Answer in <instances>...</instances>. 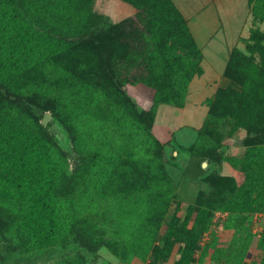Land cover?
<instances>
[{
	"label": "rangeland",
	"instance_id": "374dc122",
	"mask_svg": "<svg viewBox=\"0 0 264 264\" xmlns=\"http://www.w3.org/2000/svg\"><path fill=\"white\" fill-rule=\"evenodd\" d=\"M91 1L79 6L94 14L85 30L59 36L21 0H0V264H131L137 259L150 264L155 245L164 248L176 238L171 226L189 221L192 228L200 209L189 204L188 191L178 188L186 176L193 177L192 170L187 174L186 162L182 167L173 149L155 142V105L119 80L128 72L147 73L133 70L129 61H142L147 43L139 25L149 27L148 19L133 18L139 10L129 3L137 13L113 23L104 13L119 8L120 0ZM175 2L201 8L193 27H203L204 36L220 30L214 4L219 5L225 23L235 28L234 37L226 32L233 52L253 49L252 30L264 31V23L253 19L250 0ZM49 38L59 48L48 49L44 40ZM120 93L134 112L122 110L112 97ZM91 96L99 102L93 103ZM200 109L189 106L178 122L195 118ZM177 135L182 144L187 142L182 131ZM244 135L237 146L245 153L250 146L264 149V127L253 125ZM201 162L197 178L203 174ZM233 164L237 177L227 189L202 190L201 205L211 215L202 217L197 230L203 234L194 264L264 259L259 244L264 209L228 210V201L247 178L245 164ZM159 168L167 173L159 187L170 191L172 203L165 215L159 211L149 218L159 190L153 175ZM205 221L211 224L202 231ZM183 248L174 241L169 258L155 264H175Z\"/></svg>",
	"mask_w": 264,
	"mask_h": 264
},
{
	"label": "trees",
	"instance_id": "16d2710c",
	"mask_svg": "<svg viewBox=\"0 0 264 264\" xmlns=\"http://www.w3.org/2000/svg\"><path fill=\"white\" fill-rule=\"evenodd\" d=\"M26 10L41 21L51 34L70 36L80 34L88 26L94 17L91 8L84 11L79 7L86 0H21ZM134 5L138 10L133 18L140 20L146 17L149 27L139 25L142 28V36L147 43L141 62L136 58L130 60L132 69H144L147 73L130 74L126 77L119 76L122 85L128 88L138 89V94L144 101L155 105L151 132L155 142L163 147L165 145L154 133V122L157 106L159 104H174L183 107L187 98L189 85L196 75L202 74V52L195 41L182 12L174 4L173 0H123ZM91 3V0H88ZM253 19L256 23H264V0H250ZM0 5V10H2ZM179 18V23L173 16ZM145 26V27H144ZM148 31V33H146ZM48 49L59 48L56 40L49 38L44 40ZM248 52L234 51L226 68V76L231 80V85L220 89L216 96L210 100L209 119L201 131L199 142L191 151L193 156L200 160L210 159L215 162L226 160L235 168L233 162H243L247 172L245 182L240 185L234 196L228 201V210L239 213H254L264 209V149L247 147L243 159L224 157L217 150L226 134L233 135L240 128L249 133L253 125L264 127V31L254 28L250 35ZM184 54V55H183ZM260 56V57H259ZM260 58V59H259ZM260 60V61H259ZM131 65V64H130ZM1 78V77H0ZM13 82L15 80L13 79ZM121 109L134 112L126 103L123 94L112 96ZM93 103L99 102L96 96H91ZM82 148L81 143H77ZM259 153V155H258ZM253 164H255L253 166ZM167 178L165 170L159 168L153 175V181L162 185ZM211 185V190L217 192L227 189V185L234 182V178H222L212 174L206 178ZM213 190V191H216ZM200 194L197 216L192 228L189 221L177 228L172 225L176 238L164 248L155 245L152 252L155 264L160 260L165 261L172 253L173 242L184 244L179 260L175 264H194L199 249L200 236L197 233L202 217L211 215L210 209L201 205ZM153 202L149 218H153L159 211L165 215L172 203L170 191L160 189L153 194ZM195 206V205H193ZM209 220V219H208ZM202 231L209 228L211 221L203 222ZM264 250V233L259 241ZM165 253V257L159 255ZM126 264V263H123ZM216 264V263H215ZM264 264V259L260 263Z\"/></svg>",
	"mask_w": 264,
	"mask_h": 264
},
{
	"label": "crops",
	"instance_id": "0c3cea01",
	"mask_svg": "<svg viewBox=\"0 0 264 264\" xmlns=\"http://www.w3.org/2000/svg\"><path fill=\"white\" fill-rule=\"evenodd\" d=\"M105 1L107 3H115L114 0ZM118 5L119 8L107 9V12L104 13L105 16H109L112 19L113 23H119L125 18L134 16L137 13V9L127 2L120 0ZM214 5L221 21L220 30L215 34L204 36L205 30L203 27H193V22H195V26L198 24L197 17L200 14L201 8L193 9V6H188L184 3L177 4L179 10L187 20L193 37L202 52L203 58L201 67L203 72L202 74L196 75L191 81L185 105L183 107H178L174 104H159L157 106L154 122V133L156 136L166 148L175 151L179 165L182 167L186 165L187 169L184 167V170H186L187 174L189 169L192 170L191 173H194L192 178L186 176L182 179L178 188L190 193L191 198L188 199V202L195 206L199 205L200 194L202 190H205L204 187L207 186L211 189L210 183L206 180L207 177L212 174H216L222 178L235 179L237 177V170L226 160L215 162L210 159H205L204 161L201 160L203 174L197 178L196 176L200 174V166L198 167V161H200V159L193 156L191 151L192 147L199 142L201 131L209 119L210 100L216 96L220 89L227 88L231 85V80L226 76L225 72L231 54L233 53V48L229 50L227 47L230 45L231 37L226 32L230 31V34L234 37L235 28L231 24H229V26L225 23L226 20L225 17H223L224 10L221 9L219 5H216V3ZM189 106L201 109L195 118L190 117L187 121L178 122L182 118L181 116L188 112ZM181 131L185 134L182 135V137L187 141L184 144L180 142V139H178L179 135H177V132ZM244 139L245 135L243 128L237 130L233 135L226 134L217 152L223 154L224 157L241 158L245 155V149L237 146V143H242ZM184 162H186L185 165ZM131 264L144 263L137 259Z\"/></svg>",
	"mask_w": 264,
	"mask_h": 264
},
{
	"label": "water",
	"instance_id": "95a60500",
	"mask_svg": "<svg viewBox=\"0 0 264 264\" xmlns=\"http://www.w3.org/2000/svg\"><path fill=\"white\" fill-rule=\"evenodd\" d=\"M47 122H48V115H46V117H45L43 123H44V124H47Z\"/></svg>",
	"mask_w": 264,
	"mask_h": 264
}]
</instances>
